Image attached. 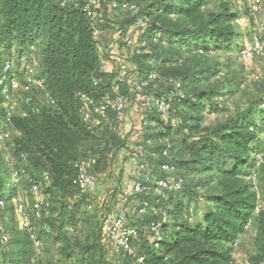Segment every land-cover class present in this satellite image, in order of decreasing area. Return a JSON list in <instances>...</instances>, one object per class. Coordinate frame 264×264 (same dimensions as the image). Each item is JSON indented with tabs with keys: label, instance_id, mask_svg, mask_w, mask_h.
Returning a JSON list of instances; mask_svg holds the SVG:
<instances>
[{
	"label": "trees",
	"instance_id": "obj_1",
	"mask_svg": "<svg viewBox=\"0 0 264 264\" xmlns=\"http://www.w3.org/2000/svg\"><path fill=\"white\" fill-rule=\"evenodd\" d=\"M87 1L62 5L63 0H0V77L4 62L10 60L22 78L19 70L30 65V56L37 50V76L49 95L44 103L46 93L34 89L33 102L28 103L30 95L22 91L18 111H27L28 116L22 117L19 112L8 116L0 90V133L10 130L16 134L11 164L1 148L7 139L0 140V201L5 203L0 208L1 221L4 214L11 218L15 212L19 216L18 190L21 186L31 190V182H35L43 187L47 198L40 218L33 211L34 201L31 207L27 205L28 213L39 249L44 244L61 247L56 264H236L233 246L252 222L258 229L256 254L250 264H264V209L258 210L259 196L250 181L256 156L264 147L257 125L264 113V99L257 110L241 113L215 128L204 126L205 113L216 111V100L232 95L236 86L230 81L227 92L224 85L202 86L220 72L205 64L203 58L208 52L243 51L239 15L232 10V0H218L216 12L204 11L214 0H98L94 23L83 11ZM115 1L135 4L138 10L124 13L121 8H113ZM117 13L125 20L116 21L112 15ZM138 17L147 18L148 27L139 40L142 54H128L133 70L130 81L120 90L127 106L125 119L109 111L108 120L90 128L82 119L87 109L82 96L99 103L105 95H113L119 74V68L101 69L102 32L117 28L122 45V37ZM186 57L192 60L189 69L184 68ZM151 73L158 79L142 88L141 82ZM161 76L181 84V95L172 97V108L165 118L154 105L143 108L146 102L167 97L172 90L168 83L165 87L159 84ZM34 105L40 107L38 114L31 112ZM131 111L139 116V124L124 133ZM134 130L139 135L132 138ZM141 142L147 150L144 177L131 178L146 187L144 193L122 191L118 201L116 193L103 200L99 192L98 197H77L76 163L86 154L83 144H94L98 151L94 172L100 179L101 173L109 174L112 161L121 151L128 152L125 157L129 162L131 146ZM163 164H169L184 179L181 191L156 192V183L167 177L161 170ZM107 168L109 171H101ZM14 172L20 177L17 185L13 183ZM200 199L205 208L194 222L189 216L190 205ZM97 200L95 215L86 213L84 217L82 210H88V205ZM115 201L120 209L116 215H124L125 226L137 231L131 242L132 248L137 246L135 256L114 254L102 238L103 219ZM143 201L158 214L150 210L148 215L138 216L136 210ZM129 205L134 208L131 215L126 211ZM163 214L169 221L162 227L164 237L156 248L150 225ZM9 228L12 248L0 243V264H44L42 251L40 257L36 254L31 233L25 228L17 232L13 218ZM71 230L74 233H69Z\"/></svg>",
	"mask_w": 264,
	"mask_h": 264
},
{
	"label": "rangeland",
	"instance_id": "obj_2",
	"mask_svg": "<svg viewBox=\"0 0 264 264\" xmlns=\"http://www.w3.org/2000/svg\"><path fill=\"white\" fill-rule=\"evenodd\" d=\"M218 0L212 1L205 9V12H216L218 11ZM254 7L258 8V11L253 10ZM232 10L239 15L238 27L241 29V41L244 42L243 50L249 48L253 45L255 37H259V40L264 43V32H259L258 27L260 24L264 25V0H258L256 4H253L250 0H240L233 3ZM116 21H124L125 17L121 14H113ZM133 23H131L132 25ZM114 31L116 29H113ZM250 36H247L249 35ZM107 44V39L105 40ZM118 49V48H117ZM118 54H111L110 56L116 57L111 59V64L114 69L121 67L132 68L131 63H129L128 56L123 55L122 52L118 49ZM145 53H148V50H144ZM158 52V51H157ZM15 53V54H14ZM32 53V52H31ZM106 51L102 48V54L107 55ZM13 54L17 55L16 51L13 50ZM30 56V65L38 61V51L32 53ZM204 62L206 65L211 67H217L219 75L211 79L210 82L203 84V87L215 86V85H224V92H227V87L232 83H236L233 94L228 97L218 98L216 101L219 104L216 111L208 110L205 113L204 126L215 128L218 125L226 123L229 119L235 118L241 113L248 112L249 110L259 109V102L264 99V47L261 50V54L255 56L254 59L245 61L241 57V53L232 52V51H216L212 50L204 56ZM191 58L186 57V64L184 68L189 69L192 67ZM32 62V63H31ZM162 77L161 86H166L168 83L165 79H174L172 77ZM160 77V78H161ZM174 77V76H173ZM164 79V80H163ZM19 88L14 91V102H19L22 97V81ZM169 84V83H168ZM42 101L45 103L44 99ZM263 108V107H262ZM259 119V118H258ZM136 124V123H135ZM258 130L260 132V144L264 146V113L261 114L260 120L257 121ZM124 129V127H123ZM16 134L12 131H8L7 140L2 143V150L6 161L11 164L14 161L13 149H14V139ZM82 150L86 152L83 155V161L88 159L98 160V151L95 149L94 144H83ZM124 151H121L112 161L109 168H112L111 171L107 169H101V171H109L108 175L106 173L102 174L100 179H98V192L101 200L106 199L110 193L117 194V201L121 197V192L124 191L127 194H131L133 187V178L135 169L129 164ZM177 153V152H176ZM263 160L261 163L257 159V165L253 169V178L250 180L254 184L255 191L259 196V206L258 210L264 209V147L262 151L258 154ZM20 168H23V164L18 165ZM13 168H10L12 170ZM97 177V174H96ZM191 184V180L188 178V185ZM200 193H203V190H200ZM35 195L31 192L28 187L21 186L17 193V200L24 202L31 207L33 204ZM115 201L111 206V214L116 215L119 213V203ZM12 203H10V206ZM189 216L192 217V220L196 222L202 216V211L205 208V202L203 200H197L190 205ZM86 208L87 206L84 205ZM84 208V209H85ZM132 205L126 207V211L131 215L133 213ZM195 209L197 211H195ZM93 217L95 211L82 210L84 217L87 215ZM12 218L15 222L16 231H24L23 221L21 217L17 216L14 212L13 217L3 216V219L0 223V243L6 249L12 248V238L13 233L10 229L12 223ZM85 226H81V230L85 231ZM84 229V230H83ZM258 226L254 222L250 224L247 233L241 236L238 241L234 244V253L233 257L236 261V264H250V259L256 254L255 246V237L257 235ZM69 233H74L71 230ZM139 240V239H138ZM45 245V244H44ZM42 245V248L39 249L35 247L36 254L40 257L42 251V260L44 264H56L60 260L59 251L60 246L58 245ZM135 245H139V242L136 241ZM134 249V248H133ZM137 249V246H136ZM136 249H134L136 251Z\"/></svg>",
	"mask_w": 264,
	"mask_h": 264
},
{
	"label": "built area",
	"instance_id": "obj_3",
	"mask_svg": "<svg viewBox=\"0 0 264 264\" xmlns=\"http://www.w3.org/2000/svg\"><path fill=\"white\" fill-rule=\"evenodd\" d=\"M240 0H232L233 3L238 2ZM253 4H256L258 0H250ZM68 2H72L74 5L77 4L78 0H63L62 5H66ZM99 6L98 0H88L84 6L83 11L90 18L91 22L94 23L97 19L96 9ZM113 8H121L124 13H135L138 10L137 5L128 3L126 1L118 3L115 1L113 3ZM253 10L255 12L258 11L257 7H254ZM148 27V19L145 17H138L135 22L129 27L127 35L122 37L123 44L118 45V49L123 55L128 56L129 53L131 55H140L142 54V44L139 43L140 38L145 34L146 29ZM259 32H264V25L260 24L258 27ZM94 35L97 37L99 35L98 29L95 30ZM253 45L249 48H246L241 52V57L245 61H249L255 58V56L261 54V50L264 47V43L259 40V37H255L253 41ZM2 53V48L0 45V56ZM37 62H34L32 65H27L23 69L19 70V73L23 74L21 78L15 71V64L13 61H5L3 64V73L0 77V90L1 94L5 96L6 102L3 104V107L7 111V115L11 116L12 114L18 113L19 104L18 102H14V91H16L19 86L22 85L23 92L27 93L29 96L28 103L33 102V91L34 89L41 90L45 92V88L43 85V81L37 76ZM102 70H108V65L102 63ZM133 68L121 67L119 68V74L117 77V83L113 86V95H105L102 98L101 102H96L94 99L89 98L87 96H82V99L86 103L87 109L84 108L82 112V119L84 123L90 128L94 124H100L103 121L108 120V112L113 111L117 118L120 120L125 119L126 116V102L124 98L120 94L121 86L127 84L131 79V71ZM158 79L155 73H151L149 79L147 81L141 82L140 86L142 88L147 87L150 83L155 82ZM169 85L172 87L169 95L167 97H160L157 99H153L151 101L143 104L144 107H150L154 105L159 113L165 118L171 111V99L174 95L180 94L181 84L173 79L168 81ZM98 84V82L96 83ZM46 93V92H45ZM44 100L49 101V95L46 93L44 95ZM43 102V101H42ZM264 108V106H262ZM31 112L33 114H38L40 112V107L38 105H34L31 108ZM19 114L22 117H27V111H20ZM94 117L97 120H94ZM94 120V121H93ZM139 133L134 130L131 133L132 138L137 137ZM8 134L0 133V140L3 141L7 139ZM150 143V142H149ZM130 150L132 153L130 154L129 163L135 167L134 176L144 177V160L147 154L146 147L141 142L137 145H132ZM167 152H165V155ZM256 158L261 163L263 160L260 155H257ZM96 159H88V160H80L76 163V169L78 172V177L76 184L79 189L78 198L86 195H92L93 197H98V179L94 172V168L96 165ZM161 170L167 174L165 179H162L156 183V192L160 194L173 193L181 191L184 188L185 181L182 177L178 176L174 169L169 164H163L161 166ZM44 179L46 182H49V177L44 175ZM13 183L19 184L20 177L18 172H14L13 174ZM31 192L35 195L33 211L37 218L41 217V210L46 201V193L43 187L40 184L35 182H31ZM146 187L139 181H135L133 183L132 191L136 194H142L146 191ZM165 196V195H164ZM98 200L92 202L88 205V210H95L98 204ZM5 203L0 201V208H3ZM150 210H153L150 207L148 201H143L139 204L137 211V215L143 217L150 213ZM16 211L19 217H21L23 221V226L31 233V238L34 240L35 247H39V241L36 239L34 234V227L32 226L30 215L28 213L27 204L22 201H17ZM154 214H158L157 211L153 210ZM169 219L166 214H163L158 221H154L150 225V237L154 241L155 247H159V243L163 240L164 232L162 231V227L168 223ZM1 223V216H0ZM250 225H248L249 227ZM246 227V230L248 229ZM101 235L102 238L107 242L111 251L114 254H127L129 256H135V251L132 248V239L137 236V231L132 228H128L125 226V217L124 215H113L108 213L102 222L101 227ZM143 260L140 258L139 262Z\"/></svg>",
	"mask_w": 264,
	"mask_h": 264
},
{
	"label": "crops",
	"instance_id": "obj_4",
	"mask_svg": "<svg viewBox=\"0 0 264 264\" xmlns=\"http://www.w3.org/2000/svg\"><path fill=\"white\" fill-rule=\"evenodd\" d=\"M116 27V26H114ZM107 39V44L106 43V40ZM119 39H120V33L118 31V29L116 28V30L114 31L113 29L111 30H107V31H103L102 32V35H101V44H100V51L102 53V48L103 50L106 51V53L110 50L111 51V54H118V45H119ZM111 59H115L116 60V57L113 58V56H110L109 53H107L106 57L105 55L103 54V60H102V63H105L108 65V69L110 71H112L114 68L111 64ZM133 68V67H132ZM139 116H137L136 114H134V112H130L129 114V117L127 118L125 124H124V133H129L131 132V129L134 125H138L139 123ZM136 123V124H135ZM128 152H125L124 156H126Z\"/></svg>",
	"mask_w": 264,
	"mask_h": 264
}]
</instances>
